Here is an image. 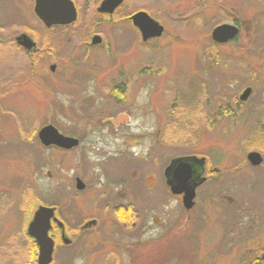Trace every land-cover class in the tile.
I'll list each match as a JSON object with an SVG mask.
<instances>
[{
  "label": "rangeland",
  "instance_id": "374dc122",
  "mask_svg": "<svg viewBox=\"0 0 264 264\" xmlns=\"http://www.w3.org/2000/svg\"><path fill=\"white\" fill-rule=\"evenodd\" d=\"M18 1L20 12L15 7L13 11L4 9L0 0V35L16 32L17 26H31L37 36L53 41L60 56H77L78 67L70 68L74 73L69 76L86 71L82 60L91 56L98 64L111 61L117 81L129 77L131 115L119 113L120 109L114 112H118L116 127L118 121L128 120L124 129L132 134L129 151L133 158L142 151L136 136L153 130L155 119L162 118L163 154L158 160L162 158L163 166L172 157L194 154L215 162L220 173L211 177L212 186L204 184L197 190V202L189 211L175 198L164 196L161 203L157 202L153 189L149 202L145 193L132 196L136 202L133 209L139 214L125 238L118 226L114 228L111 223L108 228L110 224L103 219L97 234L91 230L78 234L83 220L78 213L79 197L74 194V177L80 176L76 156L56 149L45 152L33 134L47 122L60 131L65 122L79 123L87 131L89 144L101 140L109 148L114 147V138L119 142L118 135L105 133L108 138L102 136L101 129L90 131L93 128L87 125L96 119V113L104 120L106 128L102 129L113 130L102 111L85 110L82 121L75 120L80 119L78 112L63 105L65 93L61 89L25 86L7 92L6 86L17 77L12 76L11 68L8 73L3 71L7 63L0 58V264H36L37 251L33 253L26 227L40 204H55L73 239L68 246L56 239L51 264H242L240 249H264V167L250 170L246 168L248 162L242 164L249 151L264 154V128L256 125L252 112H244L240 117L246 122L241 120L238 125L205 123L207 110L225 96L229 101L247 85L253 87L254 95L244 108L254 104L264 108V0H124L114 13V23L97 28L94 25L99 16L86 8L87 0H76L80 6L77 20L68 29L50 31L44 30L31 10L34 0ZM138 10L147 11L164 27L162 36L148 46H140L138 31L126 19ZM235 17L249 21V28H242L237 42L215 44L210 36L212 28ZM93 31L100 32V47L86 53L85 46H75L87 41ZM226 55L232 56L227 70ZM92 68L106 71L96 65ZM142 68L149 70V75L138 76ZM92 80L84 81L83 86L91 87ZM141 81L149 88L146 94L135 92ZM153 166L150 163L147 167L150 170ZM140 169L136 167L132 179L135 174L143 176ZM91 170L90 165L86 173ZM93 173L89 174L92 180L88 179L91 189L100 183L99 177L103 178L96 169ZM135 185L140 182L132 180L131 186ZM88 204L83 202L82 208ZM235 220L242 222L236 229H228ZM216 237L225 241L234 237L229 241L236 243L239 252L236 248L220 252L211 249Z\"/></svg>",
  "mask_w": 264,
  "mask_h": 264
},
{
  "label": "flooded vegetation",
  "instance_id": "af4514ba",
  "mask_svg": "<svg viewBox=\"0 0 264 264\" xmlns=\"http://www.w3.org/2000/svg\"><path fill=\"white\" fill-rule=\"evenodd\" d=\"M71 1L74 3L78 17L80 6L76 2V0H71ZM102 1L103 0H87L86 3V8L91 9L90 13L99 16L94 25L95 28L101 25L105 26V24H110L111 22L114 23L113 22L114 13L116 9L123 3L122 2L116 9H114L112 13H107V12L99 11V7ZM34 2L32 9L25 7L26 9L29 10L31 9L33 13H34ZM3 3H5L4 9H7L9 11L12 9L15 10L13 7L17 9V12H20L21 10V7L19 5L20 2L18 0H3L2 4ZM22 9H24L23 6ZM31 10L30 12H32ZM138 11H145V10H138ZM145 12L150 17H152L147 11ZM134 13L135 12L130 13L126 17V19H128L130 25H132L138 31L141 40L140 41L141 45L140 44L139 45L141 47L148 46L149 45L148 43L150 42L152 43L153 41L157 40L162 36L161 35L160 37L143 41L141 39V34L139 30L132 24V21L130 19V16ZM242 22L243 21L239 20L236 17L233 18V20H231L230 22H224L226 24L234 25L238 29L237 34L233 38L225 42L215 41L212 38V35L210 34L212 41L217 45L220 44L225 45L228 43L237 42L238 37L240 36V33L242 31V27L240 24ZM41 24L44 27V30L46 31L48 30L50 31L55 28L56 29L62 28L64 30V29H68V27L71 26V24L68 25L54 24L51 26H46L42 22ZM15 29L16 32H12V33L9 32L5 35L1 33L2 35H0V58L1 60H3L4 63H7L3 67V71L5 73H8V71L11 68L12 76L17 77V80L13 81V83L11 82V84L6 86V88H9L7 89V92L16 87H25V86H32L33 88L43 87L44 89H48V90H51L53 87L55 88V91L61 89L65 93V102L63 103V105L66 108H69L71 111L77 110L76 112H78V116L80 117V119L76 118L75 120L81 122L82 117L84 116L83 112L85 110L102 111L103 114H105V116L106 115L108 116L107 125L111 126L113 130L112 131L103 130L102 128H106L104 124V120L99 118L100 115L99 113H96L97 115L96 119H92V121H90L91 122L90 126L87 125L88 127L93 128L90 131L93 132L94 129L96 128L101 129V134H103L102 136H106L108 138H110V135H104L105 133L107 134L113 133L112 137H114V135L115 136L118 135L119 142L117 143L116 142L117 139L114 138L112 140L114 143V147L109 148L108 146L103 145V141L101 140L89 144L88 141L85 140V137L88 136L85 135L87 131H85V129L82 128L83 127L82 124L79 123L73 124L70 122H65V125L62 128L63 131H60L54 124H52L51 122H47L46 124L43 125L40 124L41 126L39 125L40 127L37 129V131H35L36 135L33 134V137L36 136L39 146L45 152L47 149H56L62 152L63 154L72 153L73 155L76 156L77 169L80 172L79 174L80 176L74 177V190H75L74 194L79 197L78 199L80 202V206L78 213H79V217L81 216L83 220L77 230L78 234L81 233L87 234L86 232H89L90 230L94 235L97 234L95 233L96 228L100 224L101 219H103V221H107V223L110 224L109 225L110 227L108 228L112 227L111 223L113 224L114 228L118 226L119 230L120 231L122 230L121 233L123 238H125L127 231H129L132 227L135 226L139 214L135 212L133 209V204L135 205L136 202L132 201V196L134 195L135 197L136 195L139 194L143 195V193H145L147 195V202H149L151 201V199H148V196H152L151 191L153 189H156L155 200L157 202L160 201L161 203V201H163V197L166 196L170 198H175L177 200L178 205H180L181 203V205L183 206L182 204L183 193H179V194L172 193L170 187L167 184V178L165 176V169L171 164V162L175 158L186 157L187 162L191 164V168L193 170V176L195 178H200V177L204 178L203 183L198 185L195 189L194 205L196 204L198 198L197 190L204 184H208L212 186L213 183L211 181L212 179L211 177H213V174L220 173L219 167L215 162L210 161V159L205 156H196L194 154L175 156L170 158L165 166H163L162 158L160 161L158 160L159 155L161 156L163 154L162 149H163L164 139H163V135L161 134L162 118H160V121L158 120V118L155 119L156 123L154 125L153 130L149 132H144L136 136L139 138L137 140L138 144L136 145H138L140 149L142 148V151L140 152L139 155H137L134 158L131 156V151L129 150L132 147V145L130 144L132 140V134L128 129L127 131L124 129L127 127L126 122H128V120L126 121L117 120L118 122L116 127L115 122H116V115L118 112L117 113L114 112L117 109H120L118 110L119 113L127 116L131 115L130 114L131 103L128 102L127 99V94L129 92V84H130L129 77L117 81L114 74L115 65L111 61H107L106 63L102 62L98 64L96 61H92L91 56H84L82 60L83 63L82 66L84 69L88 70V73H86L87 70L86 71L83 70L78 75H76L77 71H75V74L69 76L70 73H74L73 70L69 71V69L74 68L75 70L78 67L75 65V63L79 62L75 58L77 56L74 57L72 55L68 57H65L63 55L60 56L59 49L56 47V45H54L53 41L49 38H44V37L41 38L40 36H37L38 33H36V29L31 26H19V27L17 26V28L15 27ZM91 33L92 34L88 37L89 41L87 40L81 43H77L75 44V46L76 47L85 46L86 53L87 52L90 53L95 48L100 47L103 41L102 37L100 36V32L93 31ZM93 36H99L100 41L96 44H92L91 40ZM226 57L228 58V61L227 64H225L224 66L225 70L229 68L228 63L230 62L232 56L226 55ZM72 64H74V67ZM94 65H96L97 68L99 67L105 68L106 71L103 72L94 71L92 68ZM146 75H149V70L146 69L144 70L143 68L139 70L138 76H146ZM142 78L143 77H141V80ZM10 79L7 80L6 83H8ZM90 79L91 80L93 79L92 86L85 88L83 86L84 81ZM6 83H2V84H6ZM246 88L251 89L250 93L245 100H241L240 95ZM148 90L149 88L146 87V83H144V81L143 83L142 81L140 82V86L135 87V92L139 91L141 94L142 93L146 94ZM253 95H254L253 87L247 85L242 89V91H240L239 94L232 96L233 98H231L229 101H226L227 96H225L221 102L215 105L216 107L207 110L205 123L214 124L216 126H222L227 121L226 123L227 126L230 125L233 126L234 124L238 125L241 120L243 122L244 121L246 122V118L245 119L242 118L244 112H247V114L252 112V114L254 113L256 116L254 118L256 125L259 126V128H264V108L260 109L263 106L259 104H254L251 106V108H247V109L244 108V105L248 102V100H250V98ZM210 98L211 97H209L208 100H210ZM146 103L147 102H143V106H146ZM46 125H52L57 129V131L60 134L66 137L75 138L76 143L69 148H62L54 144H48V145L42 144L38 138V132L42 127ZM98 142L101 145H99ZM88 147H90L93 150L95 148V150L94 151H92L91 149L89 150ZM249 152L246 153V157H245L246 161H243L242 164L245 165L248 162L249 165H247L246 168L250 170L264 167V154L260 151H255L259 153L261 157V161L259 164L252 165L247 159V154ZM193 156L196 158H192ZM88 157L92 158L90 159L91 161L87 159ZM94 157L96 159H94ZM138 160L140 162H138ZM143 162L145 164L144 167H142ZM150 163L153 164L154 166L149 170V167L147 166ZM139 164L140 166H137ZM90 165L92 170L89 172V174H91V176H93L94 174L93 171L96 169V172L103 177L101 178L98 176L99 177L98 181H100V183L97 185H92L93 189H91V187H89L88 185V179L92 180V178L89 177L88 173H86V169H89ZM136 167H139V169L141 168L140 170L141 172H143V176L140 175L139 178L137 176L138 174H135V176L132 179L131 177L132 172L135 171ZM77 179H79L82 182L80 188L76 187ZM132 180L140 182V185H135V188H133L131 186ZM101 186L102 188L99 192L94 191L96 187H101ZM85 196H88L89 198ZM85 201H88L89 204L85 208H82V203ZM90 205L91 207L89 209H86ZM194 205L188 210L185 208L184 209L186 211H189L194 207ZM39 206H48L54 209V217L57 219V221L53 219L50 220L51 226L48 231V235L54 241L53 252L55 249L56 239H60L62 243H63L62 241L63 239L68 240L67 243H64L66 246H68V244H72L73 239L69 238L67 233L66 223L64 220L62 221L58 216L57 207L55 206V204L53 205L40 204L37 206V208ZM35 210L32 213V217ZM86 210L88 212L86 213L85 216L83 213L86 212ZM241 222L242 221H237V220H235V222L231 221L227 228L236 229L238 227V224ZM120 227L122 229H120ZM228 232H231V230L230 231L228 230L227 233ZM30 238L32 239V242L36 246L34 239L31 236ZM233 238L234 237H229L226 239V241L223 240L222 237L213 238L215 240L214 241L215 246L213 248L211 247V249L217 250L218 248L220 252L224 249L225 251H228L229 249L234 250L236 248L237 252H239L240 248L234 247L236 243L229 241V239H233ZM222 244H224L225 246H222ZM218 245H221L219 246L221 248H219ZM240 250H241L240 252H242L241 253L242 264H264V249L255 247V248H248V249L245 248ZM36 251H37V246H36ZM34 259H35V255L33 254V260ZM36 264H37V260H36Z\"/></svg>",
  "mask_w": 264,
  "mask_h": 264
},
{
  "label": "water",
  "instance_id": "95a60500",
  "mask_svg": "<svg viewBox=\"0 0 264 264\" xmlns=\"http://www.w3.org/2000/svg\"><path fill=\"white\" fill-rule=\"evenodd\" d=\"M122 2L123 0H103L99 11L112 13ZM34 13L46 26L68 25L77 19V10L71 0H35ZM130 19L139 30L143 41L160 37L163 33V26L145 11L135 12L130 16ZM237 31L238 29L234 25L223 23L215 26L211 35L215 41L225 42L233 38ZM99 41V36H93L91 43L96 44ZM250 90V88H246L241 93L240 99L245 100ZM38 138L44 145L54 144L62 148H69L76 143L75 138L60 134L52 125L42 127L38 132ZM247 159L252 165L259 164L261 161L259 153L255 151L249 152ZM165 176L171 192L174 194L183 193V207L187 210L190 209L194 205L195 189L203 183L204 178L193 176L191 164L187 162L186 157L175 158L165 169ZM81 184L82 182L77 179L76 187L80 188ZM51 219L57 221L54 217V209L48 206H39L26 228L27 234L34 239L37 246V264H50L52 261L54 241L48 235ZM62 241L63 243L68 242L65 239Z\"/></svg>",
  "mask_w": 264,
  "mask_h": 264
},
{
  "label": "trees",
  "instance_id": "16d2710c",
  "mask_svg": "<svg viewBox=\"0 0 264 264\" xmlns=\"http://www.w3.org/2000/svg\"><path fill=\"white\" fill-rule=\"evenodd\" d=\"M245 23H247V22H245ZM244 22H242V23H240L241 24V27L243 28V27H246V28H249V26H250V23H249V21H248V23H247V25L245 24ZM28 236V235H27ZM29 238H30V236H28ZM31 239V238H30ZM32 240V239H31ZM33 243V242H32ZM33 250H34V254H35V252H36V246H35V244L33 243Z\"/></svg>",
  "mask_w": 264,
  "mask_h": 264
}]
</instances>
